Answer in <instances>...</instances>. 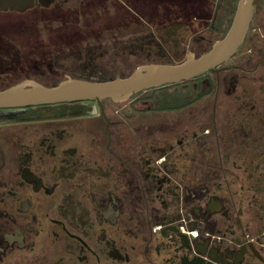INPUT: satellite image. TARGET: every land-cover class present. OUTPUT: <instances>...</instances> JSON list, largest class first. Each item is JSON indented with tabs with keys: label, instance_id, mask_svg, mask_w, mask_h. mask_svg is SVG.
<instances>
[{
	"label": "flooded vegetation",
	"instance_id": "flooded-vegetation-1",
	"mask_svg": "<svg viewBox=\"0 0 264 264\" xmlns=\"http://www.w3.org/2000/svg\"><path fill=\"white\" fill-rule=\"evenodd\" d=\"M238 3L0 0V15L35 11L58 47L51 66L3 51L0 90L198 57ZM0 264H264V0L212 71L123 101L0 107Z\"/></svg>",
	"mask_w": 264,
	"mask_h": 264
},
{
	"label": "water",
	"instance_id": "water-1",
	"mask_svg": "<svg viewBox=\"0 0 264 264\" xmlns=\"http://www.w3.org/2000/svg\"><path fill=\"white\" fill-rule=\"evenodd\" d=\"M258 2L259 0H239L227 35L198 57L189 53L184 61L176 64H142L127 77L118 75L105 81L67 76L55 85H46L35 79H26L0 90V107L81 100H96L101 103L108 97L114 101H123L135 92L212 71L242 44Z\"/></svg>",
	"mask_w": 264,
	"mask_h": 264
},
{
	"label": "rangeland",
	"instance_id": "rangeland-1",
	"mask_svg": "<svg viewBox=\"0 0 264 264\" xmlns=\"http://www.w3.org/2000/svg\"><path fill=\"white\" fill-rule=\"evenodd\" d=\"M124 14V12H123ZM90 15V14H89ZM78 16V19L76 18ZM87 14L81 13L76 14L74 19V23H83L86 21ZM97 15H95V18ZM91 16H89L90 18ZM99 20V19H98ZM63 27V26H62ZM78 27V26H76ZM53 26H48L43 22L37 21L36 13L33 10L27 11L25 13H17V12H8L2 13L0 15V54L6 52V54H11L9 52L21 53V55L30 54V59H25L24 64L28 65V63L33 62V59L39 57V55L51 53L52 50L58 47H50L51 44L57 41V35H52ZM62 29V38H67L71 33L70 30ZM49 45V46H47ZM54 45V44H53ZM43 46V47H42ZM13 54V53H12ZM9 57V56H8ZM21 57V56H20ZM71 57H77V53L73 54ZM15 57H9L5 59L6 61L13 60ZM48 56H45L47 59L48 66L50 65V61L48 62ZM18 59V57H17ZM59 71V70H57ZM26 72L22 71V68L16 69V71H12L11 76L7 78L6 84L20 79L22 76H25ZM61 71L57 73V75H44L41 78L45 81H55L61 77ZM114 73L113 75H115ZM15 75V76H14ZM5 83H2L3 86Z\"/></svg>",
	"mask_w": 264,
	"mask_h": 264
}]
</instances>
